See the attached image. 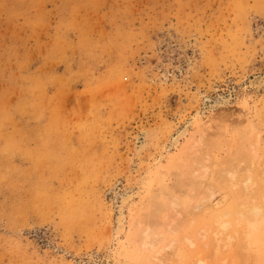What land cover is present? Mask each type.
I'll list each match as a JSON object with an SVG mask.
<instances>
[{"label":"rangeland","instance_id":"374dc122","mask_svg":"<svg viewBox=\"0 0 264 264\" xmlns=\"http://www.w3.org/2000/svg\"><path fill=\"white\" fill-rule=\"evenodd\" d=\"M260 77L264 0H0V264H229L233 247L222 248L214 212L195 210L186 176L208 156L219 210L229 208L225 158L264 113ZM199 125L201 149L221 146L192 156ZM185 126L191 136L170 148ZM153 202L167 209L147 220ZM149 227L162 240L140 252ZM217 232L219 261L206 254L216 237L199 245Z\"/></svg>","mask_w":264,"mask_h":264},{"label":"bare ground","instance_id":"6f19581e","mask_svg":"<svg viewBox=\"0 0 264 264\" xmlns=\"http://www.w3.org/2000/svg\"><path fill=\"white\" fill-rule=\"evenodd\" d=\"M256 81H257V84L259 87L260 86L264 87V77H260ZM227 103H228V100L224 97H221L213 103L212 107H221V106L224 107V105H226ZM253 110H254V108H253ZM259 110H261V109H259ZM263 112H264V109H263ZM252 113H254L252 116V119L247 120L248 121L247 124L243 128H241L240 131L236 130L237 133L233 137L234 138L233 140H235L233 142L234 143L233 146H235V147L234 148L232 147V148H233V151L235 152V154H233L234 153L233 152L232 153L233 157L231 155H230V157H227V156H226V158L224 157L225 161L227 158L229 160L227 159V161L225 162V167L222 171V173H224L226 175V178H223V180L227 181V183H226L227 187H228L227 189H231L234 191V193L231 197V201L229 203V208L226 211L222 212V210H219V209L223 208V205H225L226 197L225 196L222 198L218 197V196H220V194L218 195V193H217L218 191L216 189H214L215 188V180L213 178H210L208 180V173H209L208 171L209 170H208V166L206 165L207 163L206 164L202 163L203 162L202 160L205 161L208 158V156L206 155L207 154L206 151H205L206 154L204 155L205 157L207 156L206 159L201 158V160H200L199 158H196V157H195L196 159H193L194 161L197 160V161H195L194 164H198L195 166V168L196 167H198V168H196L197 170L194 173H199L198 171H200V173L197 174L196 176L194 175V177H191V179L193 178L192 182L189 181V180H191L190 176H186L187 178H189L188 182L190 184L194 183L195 187L193 189H191L192 193L196 194V196H198V198L200 199V202L195 205V210L198 211V213L214 212V216L212 217V219H213L212 224L214 223L215 230L218 229L221 234L223 233V235L224 234L226 235V236L225 235L223 236L224 238L222 237L223 239L226 238L225 239L226 242L223 240L225 242L223 246H222L223 242L221 243V240H220L222 238L217 237V235L220 236V233H218V232H217L218 234H216L215 236H212L213 238H211V239H209L210 237L208 238L209 241H208L207 246L201 245V244H204L205 241L204 242L200 241L201 239L205 238V236H206V235L204 236V234H203L204 231L201 230L203 235H200V237H201L200 240L198 238L199 236H196L197 238H195V239L198 242H201L200 244L198 243L201 246V249L203 247H205V249H206L209 245L212 244L211 240L214 239L215 237L217 238V239L215 238L216 244L215 245L213 244L214 248L213 247L209 248L210 251L213 250L212 251L213 254L211 252L209 254L206 253L207 256H209L211 254V256L213 255L214 257H216V256L220 255L221 253L223 254V252H225V254H226L227 253L226 249H223L225 251L222 250V252H221V249L224 246H226L228 248V245H230V247H233L231 250V253H232L231 260L228 261L229 264H246L245 262L247 260H251L252 264H264V229L261 226L262 220L264 219V160L262 159L263 155H264V151H263L264 150L263 149L264 148V140L262 139V133L264 130L263 129L264 128V115H263L264 113L260 114L257 109H255ZM211 120H212V118H211ZM260 124H262L263 126H260ZM242 125L239 123L237 126L241 127ZM197 130H200L198 138L196 136V134H197L196 133L195 134L196 139L191 138L193 142L191 141L192 142L191 144L188 143L192 147L191 149L194 150L191 153L192 156H193V154H195L197 152V149L200 146L201 147L203 146V143L205 141V139H204V141L202 139L204 133H205L204 136H206V137L208 136L207 135L208 132L207 133L205 132L206 130L204 129V127L202 129V127L200 126V128H198ZM187 135H188V126L182 127L179 131H177V133H175L170 138L169 147L173 148V149L177 148L181 144V141L187 137ZM219 135H221L220 132L217 136H219ZM190 136L191 135H189V137ZM189 137H187V138H189ZM206 139H208V137ZM208 140H210V139H208ZM229 141H231V140L230 139L228 140V143L230 145ZM207 143H209V144L206 147L205 145ZM207 143H205V145H204L205 147H203L202 149L200 147L199 149L204 150V148H205L207 150V148L211 149L212 148L211 146L219 144V142L218 143L214 142V144H212L210 142H207ZM184 144L182 146L183 148H185ZM224 144H226V142ZM219 145H216V146H219ZM227 145L228 144H226V146ZM260 146H261V148L263 147L262 148V151H263L262 155L260 154V149H259ZM209 152H211V151H209ZM201 153H202V151H201ZM203 153H204V151H203ZM209 156L211 158H213L211 155H209ZM181 157H183V156H181ZM199 157H203V154H201ZM211 158H209V159H211ZM186 159L187 158H185V160ZM206 162H209V160ZM214 162H213V164H214ZM209 164L211 165V163H209ZM218 164L221 165L223 163L220 164V162H219ZM187 166H189V165L187 164ZM192 166H194V165H192ZM188 168H190V167H188ZM184 170H186V169H184ZM210 171H211V169H210ZM188 173L189 172H187V174ZM219 176H221V174ZM219 182H221V181L219 180ZM189 183L187 185H189ZM229 192H230V190H229ZM165 193L169 194V196L172 194V193H169L167 190ZM165 195L166 194H164V196ZM131 197H132L131 195L127 194L126 196L122 197V200H120V203L124 204ZM133 197H134V195H133ZM165 198L167 199V196H165ZM169 201H170L169 204L172 206H174L176 204L178 205V203H175L174 200L169 199ZM147 202H149V201H147ZM179 204H180V202H179ZM166 205H163V204L160 205L159 203L153 202L152 206L150 205V209H148L149 212H150V210H152V211L148 215L145 214L149 218L144 217L145 218L144 219L142 216L141 220H146V218H147V220L160 218L161 212H163L167 209V208L164 209V207H166ZM175 207L177 209L178 206H175ZM144 208H146V207H144ZM147 208H148V206H147ZM167 213H168V211L166 212V215H167ZM173 213L171 212V214H173ZM166 215L163 214V216H166ZM166 218H167V216H166ZM171 221H170V223H168V225H170V227L167 226V224H166V226L168 228L167 227H165V228H167L169 231L173 232L175 230H173L174 226H171V224L173 225V222H177V220L174 217L173 221L172 222ZM163 222H165L164 219H163ZM245 224H246V227H244ZM159 225H160V221H159L157 226L160 228L159 231L163 233L165 228H163V231H161V227ZM162 226L164 227V225H162ZM204 226L205 225H203L201 227V229ZM209 226L210 225L208 224V227ZM237 226L239 228L241 227L240 229H242V227H244L246 229V231H241L240 229H237ZM171 227H173L172 228L173 231L171 229H169ZM175 229H178V227H176ZM198 229H199V227L197 228V230ZM206 229H208V228L206 227ZM198 231H196V232H198ZM166 233L164 232L165 238H167V236H168ZM208 234H209V232H208ZM161 235L162 234H160L155 228L149 227V228H146L145 230H142L140 233V236L139 235L136 236V238L137 237L139 238V239L137 238L138 241L136 239H134V240H136L138 242L137 245L140 248L139 251L141 252V250H143V251L145 250V252H146V251L152 250L156 246V244L160 241V239L162 237ZM134 240H133V243H135ZM212 241H214V240H212ZM186 242L188 243V241H186ZM191 242H192V240L189 241V243H188L190 247L194 244V243L192 244ZM172 243L175 244V241L170 242V247L174 246ZM220 243L222 246V248L220 246L221 249L219 248ZM190 244H192V245H190ZM196 244H197V242H196ZM158 245H160V243ZM163 245H164V243H163ZM199 245H197V246H199ZM157 247L159 249V246H157ZM162 248H163V246H162ZM175 248H178V246L173 247L172 254H173V251L175 250ZM158 249H156V250L159 251L160 249L159 250ZM205 249H203V250H205ZM155 254L156 253H154V256H155ZM161 254H162V252H161ZM178 254L176 256L177 260L180 257H182V256L178 257ZM195 254H199V251H198V253H196V251H195ZM202 255L204 258V254H202ZM221 255H220V257H221ZM171 256H174V255H171ZM207 256H205V257H207ZM220 257H218V258L220 259ZM208 258L210 259V257H208ZM224 258H226V257H224ZM224 258L222 257V259H220V262L218 264H226V262H225L226 259H224ZM154 259L157 262H160V264H165V262H166L165 260H159L157 258H154ZM219 259H217V257L215 258V260H218V261H219ZM155 260H154V262H155ZM221 260H224V261L221 262ZM210 261L211 260L207 261V260H204L202 258L201 259L196 258V260L194 261L195 262L194 264H207ZM171 262H170V264H171ZM175 263H176V261H175ZM92 264H97V263H92ZM178 264H179V262H178ZM180 264H181V262H180ZM211 264H215V262L214 263L211 262Z\"/></svg>","mask_w":264,"mask_h":264}]
</instances>
